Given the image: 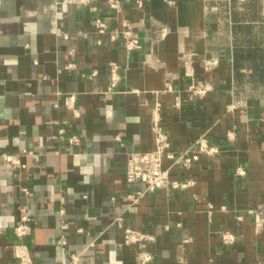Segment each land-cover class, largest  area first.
I'll return each instance as SVG.
<instances>
[{
	"label": "crops",
	"instance_id": "1",
	"mask_svg": "<svg viewBox=\"0 0 264 264\" xmlns=\"http://www.w3.org/2000/svg\"><path fill=\"white\" fill-rule=\"evenodd\" d=\"M117 1V15L91 1L107 25L97 34L88 7L0 0V264H17L15 246L31 264H137L142 250L150 264H260L264 0ZM117 16L137 44L128 53L108 38ZM110 63L120 81L106 95ZM193 81L211 90L192 95ZM154 119L173 151L204 136L217 152L174 174L193 187L130 206L126 195L145 187L125 183V163L154 149ZM22 209L31 231L17 238ZM127 227L153 240L126 244Z\"/></svg>",
	"mask_w": 264,
	"mask_h": 264
},
{
	"label": "built area",
	"instance_id": "2",
	"mask_svg": "<svg viewBox=\"0 0 264 264\" xmlns=\"http://www.w3.org/2000/svg\"><path fill=\"white\" fill-rule=\"evenodd\" d=\"M56 6L74 5L79 7H88L93 13L91 25L93 30L97 34H105L107 30L106 23L97 14V9L91 7L92 0H54ZM106 3L110 9L116 12V15L120 13L119 3L117 0H106ZM138 8L142 7V3L139 1ZM117 26L108 34L109 41H116L118 37L124 40L125 51L128 53L136 49V41L132 38L131 25L122 17L116 18ZM217 65V61L207 60L203 63L204 71L208 72ZM108 69V87L105 94L115 93V89L120 81L119 68L116 64L110 63L107 65ZM189 92L192 95L204 96L210 90L211 86L207 83L193 81L189 87ZM57 107V105H55ZM66 109L73 112L76 117V111L74 110V98L67 97L65 99ZM158 108V107H157ZM156 111V110H155ZM61 134V131L59 132ZM152 134L154 139V149L148 153H133L129 155L125 163V175L124 181L127 185H133L135 183H141L145 189L143 191H135L126 195V200L130 206H136L146 194H151L158 190L168 191H182L187 190L194 186V180L192 178L177 179L174 178V174L188 173L194 163H196L201 156L211 157L216 154L217 150L211 146L208 140L201 136L196 139L186 150L182 152H175L172 150L171 142L168 136L162 131L158 124V119H154ZM76 139H71L70 143H76ZM17 164V163H16ZM24 194H28L26 190H23ZM84 199L86 197H83ZM115 199L112 198L111 201ZM123 220L121 218L116 219V226L122 228ZM264 222L256 218V229L260 230L263 227ZM30 218L25 209L21 210V218L18 224L14 227V234L17 238L27 237L30 234ZM152 237L144 234L137 233L130 228L124 229V242L126 244H137L144 242H151ZM221 240L224 245H233L235 238L224 233L221 236ZM61 245H65V241L62 239L59 242ZM13 255L17 264H31L25 247L15 246L13 247ZM137 264H150L152 256L145 252L139 251L137 253ZM260 264H264V259Z\"/></svg>",
	"mask_w": 264,
	"mask_h": 264
}]
</instances>
